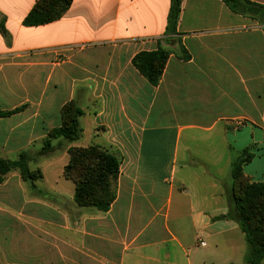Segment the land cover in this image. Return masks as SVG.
I'll return each instance as SVG.
<instances>
[{
	"label": "crops",
	"instance_id": "obj_1",
	"mask_svg": "<svg viewBox=\"0 0 264 264\" xmlns=\"http://www.w3.org/2000/svg\"><path fill=\"white\" fill-rule=\"evenodd\" d=\"M37 1L0 0V112H14L0 117V158L27 153L33 169L75 102L82 137L53 140L52 158L115 153L117 197L107 212L76 207L64 176L34 194L12 170L0 182V264H209L235 246L245 258L228 191L246 148L245 176L264 182V0L244 14L181 0L175 34L171 0H73L60 20L26 27ZM160 47L170 56L153 86L132 61Z\"/></svg>",
	"mask_w": 264,
	"mask_h": 264
},
{
	"label": "trees",
	"instance_id": "obj_2",
	"mask_svg": "<svg viewBox=\"0 0 264 264\" xmlns=\"http://www.w3.org/2000/svg\"><path fill=\"white\" fill-rule=\"evenodd\" d=\"M233 12L255 13L258 7L249 0H222ZM73 0H38L23 21L26 27L47 25L60 20L72 5ZM243 5V6H242ZM181 12V0H171L166 33L175 34ZM170 52L164 48L142 51L132 61L133 66L148 82L157 86L162 78ZM187 57V56H186ZM14 112H0L7 117ZM61 127L50 131L43 141L42 154L53 149V140L63 139L75 142L82 137L80 117L83 111L75 102L67 103L61 111ZM69 161L63 175L75 185L74 202L85 208L107 212L117 197L121 160L118 155L98 146L73 147L68 150ZM254 157L251 148L239 153L232 163V186L229 189L231 205L228 217L232 218L244 234L247 243L245 264L264 262V182L251 183L243 167ZM27 153H21L16 161L0 158V182L12 170H18L24 181L36 188V182L43 178L40 168H30Z\"/></svg>",
	"mask_w": 264,
	"mask_h": 264
},
{
	"label": "rangeland",
	"instance_id": "obj_3",
	"mask_svg": "<svg viewBox=\"0 0 264 264\" xmlns=\"http://www.w3.org/2000/svg\"><path fill=\"white\" fill-rule=\"evenodd\" d=\"M80 141L83 142V141H85V139L83 138ZM56 146H58V145H56ZM61 148H62V145L61 146L59 145L58 148H56V149L53 148L51 151H49V154L47 155L48 157H46V159L39 158L37 160H34V163L31 164V167L33 169H36L39 167L45 173L44 182L42 183L41 179L38 180V184H36V185H38L37 188L33 189L34 194H38L37 189H40L42 191L44 186L49 187L51 185H54L55 184L54 182L56 180L57 181L60 180V182L65 181L63 178V176H64L63 170H64V167L66 166V164L68 162H66L65 158L62 157L63 153L62 154L57 153V155H56L57 157L52 158V156L54 155V152L57 149H61ZM65 182L69 183L72 187H74L73 181L66 180ZM50 198H51V199H49L50 202H55V200H56L55 198H52V197H50ZM76 207H79V206H77V204H76ZM240 233H241L240 235H241L242 244L246 246V251H245V253H246L247 248H248L247 243H246L245 237L242 234V232H240ZM224 253L226 254V257H223V259L219 258V259H215L213 261H210L209 264H225L226 260L229 258L232 259L234 262H237V263L240 262L239 264H245V258L243 256L238 257L237 246H235L234 249L225 250ZM237 263H234V264H237Z\"/></svg>",
	"mask_w": 264,
	"mask_h": 264
},
{
	"label": "built area",
	"instance_id": "obj_4",
	"mask_svg": "<svg viewBox=\"0 0 264 264\" xmlns=\"http://www.w3.org/2000/svg\"><path fill=\"white\" fill-rule=\"evenodd\" d=\"M201 245H202V246H204V245H205V243H204V242H201Z\"/></svg>",
	"mask_w": 264,
	"mask_h": 264
}]
</instances>
